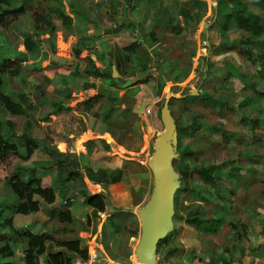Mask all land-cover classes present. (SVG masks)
Listing matches in <instances>:
<instances>
[{"label": "rangeland", "instance_id": "1", "mask_svg": "<svg viewBox=\"0 0 264 264\" xmlns=\"http://www.w3.org/2000/svg\"><path fill=\"white\" fill-rule=\"evenodd\" d=\"M189 1H11L12 7L23 5L25 14L0 27V63L7 68L1 74L2 91L27 115L13 118L0 104V120L16 123L11 139L16 153H4L0 162V222L10 216L11 203L19 204L6 184L18 168L33 170L41 187L54 192L55 201L48 205L39 200L37 213L13 214L12 226L0 227V247L7 242L13 251L12 257H0V264H25L27 243L19 236L24 233L45 238V251L34 252L36 264H53L51 256L59 264H133L142 244L145 213L151 214L148 205H157L168 183L157 148L164 131L161 110L169 95L174 97L168 109L176 127L189 120L197 125L174 131L170 139L177 148L171 166L179 182L165 236L150 259L155 264H228L224 256L237 243L264 229V63L258 62L264 34L254 38L235 29L221 35L215 0H200L207 4V16L200 23L196 17L201 8L178 19L175 13L180 14L181 7L174 2ZM225 1L229 8L264 19L254 0ZM33 7L55 25L52 42L48 34L36 33ZM57 9L70 16L71 26L62 24ZM222 12L221 22L229 11ZM137 19L141 22L136 27L132 20ZM93 28L102 31L100 36H94ZM149 30H156L157 41L144 39ZM27 37L38 44L32 52L25 49ZM132 42L138 44L127 50ZM101 55L108 57L105 71ZM90 56L96 57V64ZM114 63L118 74L143 82L137 84L134 98L108 92L109 84H116L108 77ZM102 80H108L107 87H101ZM92 91L100 96L88 99ZM196 93L203 97L192 104L180 102L182 96ZM142 100L150 115L134 112ZM242 101L249 104L239 116L232 108ZM86 129L95 134L91 139L83 136ZM25 132L38 145L31 157L20 139ZM198 166L208 168L211 178L197 176L193 170ZM217 190L225 198L217 197ZM86 194L104 197L102 214L86 204ZM62 212L69 214L68 222H59ZM214 216L224 218L218 232L198 233L192 219L210 222ZM69 241L86 252L85 259L63 247Z\"/></svg>", "mask_w": 264, "mask_h": 264}, {"label": "trees", "instance_id": "2", "mask_svg": "<svg viewBox=\"0 0 264 264\" xmlns=\"http://www.w3.org/2000/svg\"><path fill=\"white\" fill-rule=\"evenodd\" d=\"M11 1L12 0H0V27L1 25H3V22L9 23V21L15 20L17 17H20L25 14V9L23 5L17 8L12 7ZM216 1H217V10L221 14H220V19H216L215 22H217L219 25L220 23L222 24L220 26L221 35L230 33L235 29L247 32L251 37L254 38H258L264 34V19L261 16L247 15L244 12V10L241 8L240 9L229 8L228 6L229 3L227 4L225 0H216ZM235 3L240 4V2H235ZM253 3L255 6H257L258 8L264 11V0H254ZM114 5L116 4H111V7H113ZM180 7H181L180 15L182 16L183 20L186 19V16L190 14V12L201 8L202 12L197 13L196 23H200L201 18L205 15V13H207V4L199 0H190L189 2H184L180 4ZM222 10L229 12L224 16L223 21L221 22L222 15H224ZM55 12L58 19L61 20L64 26L69 27L72 25L71 18L65 13L63 9H57ZM32 17H33L36 33L48 34V40L52 42V39L54 38L56 33V27L52 23L50 16L48 14H45L43 10L41 9L37 10L33 7ZM151 36L153 38V41H157L155 40L156 38L154 33H152ZM136 45L137 42H133L132 44L126 46V49L132 50ZM24 46L27 51L32 52L38 47V44L34 42L30 37H27L24 40ZM74 53L76 54V56H79L80 50L75 49ZM258 62H260V64L264 63V53L261 51L258 56ZM231 67L233 68L232 71L237 72L238 75L242 76V72L239 71L237 67H233V66ZM173 69H174L173 67L172 68L170 67L169 71H172ZM6 72H7V68L5 66V63H0V104L2 105L5 112H7V114L13 118L25 116L27 115L26 110L20 104L12 101L11 98L5 95L2 91L3 80L1 74H4ZM229 76L230 74H227L225 78H228ZM108 77L111 79V72H109ZM114 81L117 83L118 79H114ZM141 83L143 82H138V84ZM202 95L203 93L199 94L196 98L188 94L185 95V97L182 98L180 102L185 104H192L194 103V101L203 97ZM208 98L214 101L213 97H210L209 95ZM173 102H174L173 100L172 101L170 100L169 104H173ZM247 104H249L247 101H242L241 103L234 105L232 110L235 112V114L241 116L242 113L244 112V109L248 107ZM59 107H62L61 103H59ZM188 122L190 124H186L181 128L177 126L176 130L178 131L179 129H181L182 131L185 132L190 127H195L197 125V122L194 120H189ZM15 130H16V123L13 120H6V121L0 120V162L2 160L1 157L3 156L4 153L7 152L16 153L15 146L11 144V139L14 137ZM20 139L23 142L24 148L27 152V157H31V155L33 154V150L38 148L37 143L26 132L22 135ZM171 144L174 148V153H175L177 149L176 145L174 142H171ZM22 169L24 168H21V170ZM21 170L20 168H18L16 173H14V175L11 177V179L6 181L7 187L9 188L13 196L19 201L18 205H15L14 203H11L9 205V211L11 213L10 216L18 213L35 214L39 211V202H40L39 200H41L43 203L48 205L53 204L55 201L54 192L50 188L41 187L39 181L34 177L35 175L33 173V170H26V169L22 171ZM184 171L185 170L182 171V175L184 174ZM193 171L197 176L201 178L204 179L211 178L210 170L208 168L198 166L195 167ZM25 174H27L26 178L24 177ZM173 180L176 183L179 182L177 176L174 177ZM216 195L220 199L225 198V195L220 194V191L218 190L216 192ZM84 199L86 204L90 208H92L93 211H95L96 213L102 214L104 212V204H103L104 197L101 196L100 194H90V195L86 194L84 196ZM10 216L7 219H4L3 222H0L1 228L12 226V218ZM219 217L214 216L213 219L209 220L210 222H207V219L203 217L201 218L197 217L192 219V223L194 224L195 229L197 230L198 233L205 235H214L218 232V230L224 223V218L221 216ZM69 219L70 217L67 212H62L58 216L59 222H68ZM19 236H21L20 239L24 237V241H26L27 243L24 263L36 264L34 262L35 260L34 252L36 251L35 254H42L45 251L44 236L33 235L31 233L19 234ZM1 239L5 242V239L3 237ZM163 241L166 240L163 239ZM63 247L70 253L80 255L83 259L86 258V252L81 251L78 247V243L75 241L64 242ZM12 255H13V251L11 249V246H9L7 242H5L4 245L0 247V257H12ZM51 259L53 260V264H59L57 258H55L54 256H51Z\"/></svg>", "mask_w": 264, "mask_h": 264}, {"label": "water", "instance_id": "3", "mask_svg": "<svg viewBox=\"0 0 264 264\" xmlns=\"http://www.w3.org/2000/svg\"><path fill=\"white\" fill-rule=\"evenodd\" d=\"M214 20V16H212L211 21ZM207 24H203L202 27L205 30L208 27ZM205 32V31H204ZM94 36H100L101 30L98 28H93ZM157 72L161 74V69L158 68ZM112 78H118L121 89H126L133 84L131 79L124 80L118 77L116 69L112 66ZM165 81L164 76H162ZM191 96H198V93L190 94ZM170 98H174L172 95H169L165 100L163 108L161 110V119L164 126V131L162 132V136L159 138L160 140V148L159 156L161 158L160 162L163 169V174L167 178L168 183L164 189L161 190L160 200L155 204H149L151 214L145 213L146 218L143 220L144 224L142 227V244L139 246L137 256L143 259H150L153 256V250L158 244V242L165 236V228H166V218L169 213V209L172 204L173 195L176 189V182L174 179V174L171 166V157L174 153V148L170 142L174 131L176 130V126L172 120L171 114L168 109V103ZM181 98H184L181 97ZM146 106V100H142L139 108L135 110L136 114H141L144 111V107ZM152 130V128H151ZM158 140V141H159Z\"/></svg>", "mask_w": 264, "mask_h": 264}, {"label": "crops", "instance_id": "4", "mask_svg": "<svg viewBox=\"0 0 264 264\" xmlns=\"http://www.w3.org/2000/svg\"><path fill=\"white\" fill-rule=\"evenodd\" d=\"M174 3H178L179 6H180V4H182L181 2H174ZM216 7H217V1L215 0V8ZM150 13H153V12L150 10ZM175 15L178 16V19H183L180 14L175 13ZM206 16H207V13H205V15L202 17L201 21L203 19H205ZM146 18L149 20L151 18V14H149L148 16H146ZM138 20L139 19H137L136 21L132 20L133 26L136 25V27H137V22H141V21H138ZM143 20H144V18H142V21ZM180 27H181V25H180ZM138 29H139V27H138ZM101 33H102V31H101ZM137 33H139V32H137ZM137 33H136V35H137ZM152 33H154L155 34V38H157L156 30H149V31L145 32L144 39L145 38H147V39L149 38V40L153 41V38L151 36ZM138 36H139V34H138ZM137 41L139 42V40H137ZM126 46H128V45H126ZM98 51H99V49H98ZM118 54H120V53H118ZM82 57L84 58V56H82ZM105 58H108V57L106 55H104V56L101 55V60L100 61L102 63V66H101V70L102 71H105L104 69H106V67H107L106 65L108 64L107 63V59L105 60ZM90 59H91V61L94 64H96V62H97L96 57L90 56ZM115 62H117V65H118V63H120L119 60L116 61V59H115ZM112 66L116 67V64L114 63V65H112ZM112 66H110L111 67L110 68V72L112 70ZM116 70L118 71L117 67H116ZM118 72H117V74H118ZM119 76L122 79H124V80L131 79L133 81V79H134L133 76L125 75L124 73H122V74L119 73L118 74V77ZM111 78H112V72H111ZM114 79H117V78H114ZM166 79L167 78H165V80ZM108 80H102L103 82L101 84L102 85L101 87H104V88L107 87V85H105V84L108 82ZM96 83H99V82H96ZM134 83L135 82L133 81V84L131 86H129L125 90H122L119 86H116L117 84L118 85L120 84L119 79H118V82L116 84L115 83L114 84H109V87H108L109 91L108 92L111 91V93H113V94H114V91L115 92H118V95L119 96L122 95V94H125V92H128V94L133 93V95L132 96L129 95V97L130 98L131 97L134 98L136 96L135 95L136 89L139 86V85H137L138 83L137 84L136 83L134 84ZM90 88L91 87H89V89ZM96 96H100L98 94V91L97 92L92 91V93L88 97V99L94 98ZM102 98L104 100L108 101V102L109 101H112V98H110V97H102ZM114 106H117V105H114ZM135 110H137V109H135ZM135 110H134V112H135ZM86 131H87V133L85 135V132ZM85 132H84V135L83 136L85 138H87V139H91L95 135L93 133V131H91L90 129H86ZM87 134L92 135V136L90 138H88ZM159 136L161 137L162 136V133H160ZM80 137H82V136L76 137V140H78ZM78 149L81 150V151L84 150L83 146H79ZM79 155H82V154H79ZM81 157H83V156H81ZM236 245H239V246L236 247V248L235 247L233 248V246H232L233 249H232L231 253H229V254H227V255L224 256L225 257L224 258V261H226L228 264H264V229H262L261 233L260 232L253 233L252 236L248 240L244 241V243H237ZM133 264H155V262L153 260H151V259L150 260H145V259H142V258H139V257H134ZM220 264H225V263L223 261H221Z\"/></svg>", "mask_w": 264, "mask_h": 264}, {"label": "built area", "instance_id": "5", "mask_svg": "<svg viewBox=\"0 0 264 264\" xmlns=\"http://www.w3.org/2000/svg\"><path fill=\"white\" fill-rule=\"evenodd\" d=\"M143 113L147 114V115H150L151 109L145 108Z\"/></svg>", "mask_w": 264, "mask_h": 264}, {"label": "flooded vegetation", "instance_id": "6", "mask_svg": "<svg viewBox=\"0 0 264 264\" xmlns=\"http://www.w3.org/2000/svg\"><path fill=\"white\" fill-rule=\"evenodd\" d=\"M120 85V84H119ZM118 84L116 85V86H119ZM122 90H125V89H122ZM124 95H126V96H128L129 97V94H128V92H125V94ZM183 97V96H182ZM185 97V96H184ZM182 99V98H181ZM176 126V125H175ZM177 128V127H176Z\"/></svg>", "mask_w": 264, "mask_h": 264}]
</instances>
